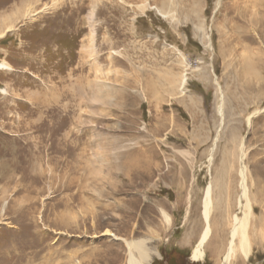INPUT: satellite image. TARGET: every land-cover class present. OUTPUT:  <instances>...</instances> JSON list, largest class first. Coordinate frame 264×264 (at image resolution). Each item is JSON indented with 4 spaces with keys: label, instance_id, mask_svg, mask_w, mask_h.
<instances>
[{
    "label": "rangeland",
    "instance_id": "rangeland-1",
    "mask_svg": "<svg viewBox=\"0 0 264 264\" xmlns=\"http://www.w3.org/2000/svg\"><path fill=\"white\" fill-rule=\"evenodd\" d=\"M1 33L0 152L44 178L0 181V264H223L241 145L229 264H264V0H0Z\"/></svg>",
    "mask_w": 264,
    "mask_h": 264
},
{
    "label": "bare ground",
    "instance_id": "bare-ground-1",
    "mask_svg": "<svg viewBox=\"0 0 264 264\" xmlns=\"http://www.w3.org/2000/svg\"><path fill=\"white\" fill-rule=\"evenodd\" d=\"M7 31H10V29ZM4 33L3 34L1 33L0 37L1 36L3 37ZM0 70H9V68L4 64H0ZM185 83H186V79L184 78L182 81V85H184ZM219 109H221V107H219L218 110ZM46 132L48 134V132L50 133L51 131L50 130L48 131L47 129ZM56 151L57 153H59L58 145L56 147ZM75 151L76 149L73 148V143L69 141L68 150H66V156L69 158L73 157L75 154ZM246 155H247V152L245 150V147L241 145L240 155L238 157V160L240 162L239 163L240 166L238 169V173H239L238 186L240 189L238 204L240 206V209L243 212V217L242 218L237 217L232 222L231 240L229 242L227 253L224 257L223 264H229L232 258L235 256V249L237 248L236 241H237V238L240 240V234H242V236H241L240 242L239 241L238 242L240 243L239 249L241 250L242 255L245 258H248L249 253H250V243L246 235V229H247L246 221L249 218V213H248L249 206L247 204L244 205L243 200L245 201V199L247 198V193H248L247 185H248V180L252 176V172L249 171L248 165H246ZM41 159L42 158L36 159V152L34 151V148H32L30 145H24L23 147L19 148L15 152H10L8 150L1 151L0 152V181L4 184L3 186H1V191L3 193H6V191L8 190V187H5V186L14 182V180H16L17 175L18 176L20 175L21 177L20 180L30 182V185L31 184L35 185L38 182H40L44 178V174L39 175L38 173H36L35 169H37V166H34V165L37 164L35 160L40 161ZM234 177H236L234 174H230L231 187H232L233 192L235 189L234 185H236V179H234ZM211 188L212 187L209 186L207 189L205 204H204V215H205L206 221L209 219V212H210V208L212 204ZM1 201H2V198H0V202ZM25 227L27 229H31L32 224H27ZM209 233H210V229L209 227H207L205 230V233L203 234V236L201 237L198 243V246L193 252V257L196 261L200 260L203 257L202 247L207 242ZM127 246H128L127 264H149L151 260V253H150L149 248L146 246L145 241L127 242Z\"/></svg>",
    "mask_w": 264,
    "mask_h": 264
}]
</instances>
